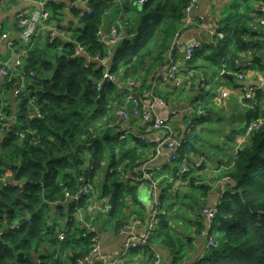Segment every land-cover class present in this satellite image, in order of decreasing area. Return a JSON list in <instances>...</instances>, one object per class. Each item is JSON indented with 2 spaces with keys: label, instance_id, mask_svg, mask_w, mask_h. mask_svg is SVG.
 I'll return each mask as SVG.
<instances>
[{
  "label": "trees",
  "instance_id": "1",
  "mask_svg": "<svg viewBox=\"0 0 264 264\" xmlns=\"http://www.w3.org/2000/svg\"><path fill=\"white\" fill-rule=\"evenodd\" d=\"M189 1L146 0L141 5L137 0L46 2L50 19L57 22L63 15L60 10L68 8L71 18L59 29L70 39L64 40L60 52L50 55L56 40L48 41L47 35L41 42L39 36L28 47L24 65L0 79V96L10 91L12 95L16 74L34 73L28 93L12 95L14 100L6 98L0 109V264H77L90 251V239L96 234L80 226L77 217L84 214L88 218L99 202L103 210L95 213V222L100 233L109 226L118 230L127 221L130 202L137 203L139 184H150L147 179L137 182L134 178L142 176V165L153 155L155 143L121 130L117 109L124 104L126 90L114 81H107L97 101L104 67L87 56L107 55L97 33L100 27L107 33L113 25L123 37L111 49L110 74L120 76L124 68L152 67L157 61L162 64L165 51L155 50L169 48ZM243 4L232 3L227 15L216 22L223 37L203 42L189 61L190 69L200 71L192 72L187 80L191 84L193 79L192 90L197 89L193 107L198 110L200 105L204 112H194L185 120L184 133L178 134L183 138L179 158L165 164L163 171L148 169L153 178L159 175L161 205L147 245L132 251L144 250V264L155 260L152 245L165 249L171 264H264V88L256 90L255 102L245 100L243 110L235 99L233 105L228 104L232 113L227 117L239 112L240 130L234 128L233 120L222 121L219 112L225 108L213 104L219 79L233 88L242 87L236 82L242 80L233 75L240 69L236 60L250 62L247 67L254 65L264 78V28H253L257 12ZM77 45L85 55H76ZM222 69L232 79L220 74ZM256 120L262 122L247 132ZM238 135H245V140L237 148ZM198 157L203 160L195 167ZM207 158L225 166L210 180L224 178L225 189L214 202L217 213L206 229L204 247L208 249L203 257L194 258L197 235L205 226L203 217L192 213L189 206L184 210L190 218L174 224L181 213L177 211L173 218L171 211L191 190L207 193ZM184 163L189 171L179 174ZM97 176L101 180L96 199L92 193L83 194L79 201L66 199V192L73 195L81 186L79 177L93 184ZM61 233L64 237L59 239ZM210 237L215 245L208 246Z\"/></svg>",
  "mask_w": 264,
  "mask_h": 264
},
{
  "label": "built area",
  "instance_id": "2",
  "mask_svg": "<svg viewBox=\"0 0 264 264\" xmlns=\"http://www.w3.org/2000/svg\"><path fill=\"white\" fill-rule=\"evenodd\" d=\"M145 1L146 0H137V4L141 5ZM46 2V0H38L36 10L33 9L30 11H22L17 15V27L19 29V37L22 45L18 47L20 50L18 51V55L14 58V60L0 62V79L6 76H10V73L14 70L15 67L21 66V63H23V57L28 52V47L34 43L36 38L48 34V39H50L49 41L51 42L56 40V38L60 36L59 33L55 30L54 25H50L51 12L47 7ZM197 6L198 0H190L184 8V26L187 25L190 21L188 14L193 9H196ZM86 9L87 11H89L88 8ZM255 11L257 12V16H255L254 19L256 23L253 27L254 29L259 26H264V4L260 3L259 5H257ZM108 13V11L105 12V14ZM181 30L182 28H180L175 33L173 46L177 45ZM122 33V31H118L117 28L113 25L110 26L107 33L104 32V30L100 27L97 35L99 37V40L106 46L107 55L104 57H101L99 55H94L93 57L87 56V59L96 61L100 66L104 67L103 79L106 78L107 81L116 82L115 75L108 72V68L110 65L109 56L111 54L112 47L123 37ZM213 34L218 37L217 39L223 37V34L218 30ZM62 37L64 40L70 39L68 36ZM5 38H7V34L2 31L0 34V39ZM8 45L12 50L15 49V47H13V41H9ZM201 45L202 42L200 40H190L186 44L183 52V57L180 60H177L175 58V55L170 51L166 60L152 73L151 84L146 94L138 92L137 89L141 85L140 82L127 80L124 85H119L121 88L126 90L124 104L117 109L121 130L124 131L125 134L132 132L140 140L155 143L153 155H151L148 161L144 162V164L142 165V176L135 179V181L137 182L141 179H147L150 181L154 208L151 210L149 216L146 219L142 220L140 218H137L131 224L124 223L121 227H119L118 232L120 234H123L124 240L120 248L113 254L108 255L101 252L99 237L97 234L93 235L90 239V251L83 258L77 260V264H137L135 262L136 257L132 256V251L140 248L141 246L147 245L151 233L158 222L157 215L161 205L158 200V182L160 179L152 177V173L148 172L146 164L156 156L162 154L165 150L167 151L169 161L177 160L179 158V149L183 145V138L176 132H174L173 128L169 125V115H157L154 112L156 106H166L165 100L156 96L154 94V91L158 85L167 83H172L176 87H181L183 77L191 72L189 61L192 59V56L194 55L196 49H198ZM76 55H85V50L80 45H77ZM235 62L238 66H240V69L237 70L233 75H235L240 80L245 79L249 74L246 67L250 64V62L241 63L239 60H236ZM225 73H228L225 71V69H222L220 72V74ZM32 75H34L32 71L28 74V76H26L24 72H18L16 74L17 81L14 82L15 87L12 90V95L14 97H19L22 94L28 93V86L30 85ZM256 90L257 89L255 87H243L241 91V99L255 102L254 99L256 96ZM229 91V89L227 90L225 88H220L218 90V101L226 100L228 98ZM203 112L204 110L202 106L199 105L198 113ZM2 117L3 114L0 112V118ZM131 120L137 122V128H132V125L130 124ZM261 122V120L252 121L247 128V132H249L253 128L258 127ZM155 134H158L159 136L154 137L153 135ZM239 146L240 145H238L237 148ZM202 160L203 158L200 157L196 161H194L195 167L200 166ZM188 171L189 166L184 163L179 169V174H183ZM2 180L3 182L5 181V179ZM78 180L81 183V186L73 195H71V193L69 192H66V199L71 198L75 201H79L83 194L93 192L94 186L91 182L87 181L84 177H79ZM223 192L224 190H222V194ZM102 202L107 203L106 199L102 200ZM94 206L96 207V204H94ZM109 208L110 205L108 206V210ZM205 211L207 212L211 223L217 213L216 205H214L213 208H209ZM77 218L78 220L81 219L82 215L79 214ZM86 226L87 225L85 224L84 227L89 231H97L92 227L88 229ZM58 237L59 239H62L64 237V234L61 233ZM209 240L210 241L208 242V246L215 245V243H213V241L211 240V237L209 238ZM159 257L160 256L158 254H155V260L152 264H159Z\"/></svg>",
  "mask_w": 264,
  "mask_h": 264
},
{
  "label": "crops",
  "instance_id": "3",
  "mask_svg": "<svg viewBox=\"0 0 264 264\" xmlns=\"http://www.w3.org/2000/svg\"><path fill=\"white\" fill-rule=\"evenodd\" d=\"M37 1L38 0H0V26H1V32H5L7 34V38L5 39H0V62H6L8 60H14V58L18 55V51L20 50L18 47L22 45L20 42V37H19V29L17 27V15L21 13L22 11H30V10H36L37 9ZM48 1V0H46ZM63 2H68V0H62ZM244 3L245 4H250L255 10L257 5L260 3H263L262 0H246V1H241V0H198V6L196 9H193L189 14L188 17L190 19L189 23L184 26L183 20L181 23V33L178 39L177 45H175V49L171 50V52L175 55V58L177 60H180L183 57V52L186 44L192 40V39H197L200 40L202 43L203 42H213L215 40V34H213L215 31H217L218 27V20L223 18L224 16L227 15L228 13V8L232 5V3ZM82 8L85 7L84 2L79 3ZM242 5V6H243ZM243 9V7H242ZM60 11H62L63 15L61 17V21L57 22L56 20L52 22L56 23V26L54 25L55 30L58 33H64L63 30H60L59 27L63 26V24L68 23L69 19L71 18L68 8L63 7ZM110 14V13H109ZM122 16V12H120L119 16ZM185 16V15H184ZM184 18V17H183ZM264 28V26H263ZM67 36V35H63ZM9 41H13V44L15 49H11V47L8 45ZM171 44V41H170ZM169 44V46H170ZM167 56V55H166ZM165 57V56H164ZM166 60V58H163V62ZM159 64L157 68L160 66ZM250 65V64H249ZM156 68V69H157ZM249 70V74L245 78V80L242 81H236L241 85L242 87H239L238 89L233 88V86L229 83H226L230 87L227 86H218L216 89V94L213 98V104L219 108H225L224 112H219L220 117L222 121H226L227 119H231L235 122L234 128L240 130L241 127H236V124L238 123V118L239 121L241 120V117H227L232 113V109L230 107H227L229 105L234 104V99L239 103L238 108L241 109V107H245L247 103L245 100L241 99L242 95V89L244 88H250V87H255L256 89L262 87L264 88V78L262 76V73L258 71L254 65H251V68L246 67ZM155 69V70H156ZM251 69L255 70L250 74ZM154 70V71H155ZM153 71V72H154ZM152 72V73H153ZM200 73L198 70L191 69V72L188 73L185 77L182 79V85L181 87H176L172 83H167V84H161L158 85L154 91V94L162 99L165 100L166 106H156L154 109V112L157 115H169V125H172V128L174 132L177 134L181 133V135L184 133V130L186 128V121H188L190 114L196 112L198 113V110L194 109L193 105H195L192 102V98L195 96L197 89L194 91L192 90V84L194 81L191 80L188 82L187 80L191 78V73ZM151 73V75H152ZM151 75L150 79L148 81V87L145 86V88H140L138 92L142 94H146L147 90H149L150 84H151ZM191 75V76H190ZM190 76V77H189ZM119 81V76L116 77V84L119 86L124 85L125 83ZM219 85V84H218ZM119 86V87H120ZM220 88H225L229 89V95L226 100H219L218 101V90ZM141 90V91H140ZM5 93V92H4ZM8 99L12 100V95L11 91L8 94ZM14 100V99H13ZM4 104V103H3ZM241 105V107H240ZM243 110V109H241ZM239 114V112H237ZM218 114H216L217 116ZM181 117V118H180ZM183 117H185L183 119ZM217 117H212V120H215ZM242 123V122H241ZM137 122H134L132 125V128H137ZM226 128L230 129L231 125L226 124ZM139 129V128H138ZM142 130V129H141ZM154 137H158V134L153 135ZM245 140V135H238L236 138L237 144L240 145L241 142ZM241 146V145H240ZM191 158L193 157L192 154L189 155ZM200 158V157H198ZM197 158V159H198ZM208 159V158H207ZM208 173L210 174H215L216 172H220L222 169H225V166L222 164L214 163L208 159ZM170 162L168 160V155L167 151L165 150L162 154L156 156L152 160H150L147 164L146 167L148 169H153V170H161L163 171L165 164ZM211 162V163H210ZM165 177H168V175L165 174ZM140 178V177H138ZM136 178H134L135 180ZM141 181V180H139ZM138 181V182H139ZM225 179H218L216 181H213L210 183L212 185L211 189H209L208 193L209 196H212V203L217 202L220 197L221 189L224 187ZM147 184V187L142 190L144 185ZM148 185L150 189V184L149 183H141L139 184L138 192L136 193L137 196V203L130 206V213L131 216H135L136 218H140L142 220L146 219L152 209V202H153V194L152 190L151 191V197L149 195L148 191ZM174 188V187H173ZM144 194V195H142ZM151 199V201H150ZM101 203H97V211L102 210V207L100 205ZM96 208V207H95ZM130 219V217H129ZM126 223V221H125ZM99 238H100V250L101 252L105 254H113L115 253L121 246L124 236L123 234H120L118 230L114 229H109L107 231H103L99 233ZM196 246H194V252L192 255L200 256L203 257L205 255V252L207 251L208 248L204 247V243L201 242L199 239H196ZM203 244V245H202ZM154 253L160 255V264H171L170 259L168 257V253L165 249L162 247H159L157 245H152ZM139 252V262H137V259H135V262L137 264L141 263L144 264L146 262V255L144 254V250H139L136 251L135 253ZM132 256L136 257L134 253H132ZM193 260V258H191Z\"/></svg>",
  "mask_w": 264,
  "mask_h": 264
},
{
  "label": "rangeland",
  "instance_id": "4",
  "mask_svg": "<svg viewBox=\"0 0 264 264\" xmlns=\"http://www.w3.org/2000/svg\"><path fill=\"white\" fill-rule=\"evenodd\" d=\"M123 14V13H122ZM119 17H121V15L119 16ZM53 21H54V19H53ZM63 26H65V23L63 24V22L61 23ZM50 25H55L56 26V23L55 22H52V21H50ZM259 27H261V26H259ZM258 28V27H257ZM179 30V28L176 30V32ZM175 32V33H176ZM175 33L173 34V36L170 38V41H171V44H170V46H169V48L167 49H162V48H157L156 50H155V52H157V53H160V52H164L165 51V53H164V58H167V56H168V54L170 53V51L173 49H175V47L173 46V41H174V37H175ZM48 35V34H47ZM47 35H44V36H41L40 37V39H41V42L42 41H45L46 40V37H47ZM59 37L56 39V46L55 47H53V48H50L49 49V54L51 55V54H54V53H56V52H60V48H61V45L63 44V42H64V39H63V35H67L68 37H70V35H68V34H66V32L64 31V33H59ZM50 39H48V41H49ZM23 47H25V46H23ZM22 47V48H23ZM167 50V51H166ZM167 55V56H166ZM148 63L150 64V61H148ZM159 62L157 61V63L155 64V65H153L152 67H148V66H146V67H144V66H138V67H135V68H124L123 70H121L119 73H120V76H119V81L120 82H123V83H125V82H127V80H131V81H136V82H140L141 83V85L139 86V88L137 89V90H139L140 88H145V86H147L148 87V81H149V79H150V75H151V73L157 68V66L159 65L158 64ZM20 64V63H19ZM21 65H24V62L23 63H21ZM255 70H251L250 71V74L252 73V72H254ZM248 72H249V70H248ZM115 77H118V76H115ZM220 81H221V84H219V85H217V87L218 86H220V85H222V86H227V87H230L229 85H227L226 84V82H224V80L223 79H219ZM116 83V82H115ZM122 83V84H123ZM217 89V88H216ZM141 91V90H140ZM140 93V92H139ZM8 97V94H6V93H2L1 94V96H0V100H2V102L0 103V109L2 108V105H3V100H5L6 98ZM240 107H241V105H240ZM240 109V108H239ZM241 109H244V107H241ZM222 112H224V111H222ZM237 115H239L238 113H235L234 114V116L236 117ZM181 118V117H180ZM185 117H183V119H184ZM211 123V122H210ZM210 125H212V124H210ZM223 125V123H217V126L218 127H221ZM243 125V123H241L240 121H239V118H238V123L236 124V127H241ZM171 127H172V125H171ZM206 127H209V125H208V123L206 124ZM202 135L203 136H207V133L206 132H203L202 133ZM208 135H209V133H208ZM221 172V171H220ZM220 172H216L215 174H210V173H207L206 174V184H209V183H211L210 182V180H212V179H215V177H216V175H218ZM165 173H167L170 177L172 176V174L170 173V172H168V171H166ZM157 177V179H160L159 178V175L158 176H156ZM99 178H100V180H101V177L100 176H97L96 177V179L94 180V188H93V192H92V195H93V199H96V197H97V195H98V192H99V186H98V184H99V182H100V180H99ZM196 183H198V182H196ZM147 187V184H145L144 185V187L142 188V190H144L145 188ZM211 187H212V185H209V189H211ZM139 188V187H138ZM209 189H208V191H209ZM225 188L223 187L222 189H221V192H222V190H224ZM151 187H150V189H149V185H148V191H149V195H150V197H151ZM208 191H207V193L205 192V193H203V192H201L198 188H196V189H193V190H191V194L188 196V197H186V198H184V199H182L179 203H177L176 205H175V207L173 208V210L171 211V213L173 214V218H177V214H176V212L178 211V213H181V215H180V219H175V220H173V223L174 224H176V223H178V222H180L181 220H183V221H185L186 219H188V218H190V217H188L187 215H186V210H184V208H190V210H191V212L193 213V210H194V212H198L202 217H203V220H204V223H205V226H204V229H202L201 230V232H200V234L199 235H197V239H199L200 240V243L201 242H203L204 243V238L205 237H207V234H206V229L208 228V226H209V224H210V218L208 217V215H207V212L205 211V210H207V209H209V208H213L214 207V203H212V196H209V193H208ZM137 192H138V189H137ZM222 193H220V195H221ZM142 195H144V194H142ZM150 201H151V199H150ZM184 203H186V204H184ZM132 205V202H130V206ZM152 205H154L153 204V202H152ZM129 206V207H130ZM190 206V207H189ZM96 211H97V206H96V208H95V210L94 211H90L88 214H89V217L88 218H85L84 217V214H83V216H82V218L81 219H79L78 220V224L80 225V226H82V227H84L85 226V224L87 225L86 227L89 229L90 227H92V228H94V229H96L97 231H96V234L98 235V237H99V233H100V231L98 230V228H97V224H96V222H95V220H96V217H95V213H96ZM207 215H205V214ZM127 215V218H126V222L127 223H125V224H128V223H132V222H134L137 218L135 217V216H131V213H130V208H129V212L126 214ZM129 217H130V219H129ZM208 217V218H207ZM62 221H59L58 222V226H59V228L62 230ZM110 228L109 229H111V226H109ZM183 232H186L185 230L183 231ZM99 240H100V238H99ZM203 245V244H202ZM183 251H185V253L188 251V247H187V245L186 244H184V246H183ZM135 254V256H136V258L135 259H137V262H139V252H137V253H134ZM160 256V255H159ZM187 258V255H186V257H185V259ZM159 259H160V257H159ZM139 264H141V263H139Z\"/></svg>",
  "mask_w": 264,
  "mask_h": 264
},
{
  "label": "water",
  "instance_id": "5",
  "mask_svg": "<svg viewBox=\"0 0 264 264\" xmlns=\"http://www.w3.org/2000/svg\"><path fill=\"white\" fill-rule=\"evenodd\" d=\"M224 76H225L226 78H228V79H232V75L224 74ZM106 83H107V79L104 78V79L102 80L101 84H100V87H99V88H100V95L98 96L97 101L99 100L100 96L102 95V92H103V89H104Z\"/></svg>",
  "mask_w": 264,
  "mask_h": 264
},
{
  "label": "clouds",
  "instance_id": "6",
  "mask_svg": "<svg viewBox=\"0 0 264 264\" xmlns=\"http://www.w3.org/2000/svg\"><path fill=\"white\" fill-rule=\"evenodd\" d=\"M225 74H228V73H225ZM229 75H231V74H229Z\"/></svg>",
  "mask_w": 264,
  "mask_h": 264
}]
</instances>
